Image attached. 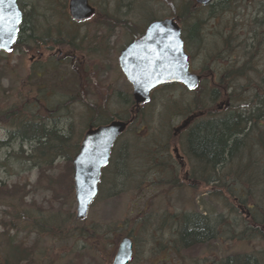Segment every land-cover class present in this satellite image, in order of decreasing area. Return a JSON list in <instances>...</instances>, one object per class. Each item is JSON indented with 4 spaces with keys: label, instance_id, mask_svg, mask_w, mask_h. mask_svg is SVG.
Here are the masks:
<instances>
[{
    "label": "rangeland",
    "instance_id": "1",
    "mask_svg": "<svg viewBox=\"0 0 264 264\" xmlns=\"http://www.w3.org/2000/svg\"><path fill=\"white\" fill-rule=\"evenodd\" d=\"M236 1L219 5L216 13L220 22L216 23L207 17V10L196 9L195 0H92L111 19L105 21V28L115 30L112 32L115 35L110 38L113 42L110 48L106 42V48L103 44L96 52L93 51L101 43L97 36L92 37L98 41L92 42L93 49L90 57L87 56L89 62L80 73L66 68L61 70L66 71L62 74L55 77L47 74L41 80L36 77L31 63V56L36 54L34 50L25 53L17 48L7 52L0 50V261L14 260L16 247L22 246L33 252L34 260L23 261V264H75L78 254L83 259L81 264H112L122 237L132 233L136 251L130 264H180L179 254L174 250L165 251L164 246L171 244L169 240L176 241L181 212H186L188 218L196 213V191L199 193L201 189L181 191L155 179L163 181L171 172V164L165 168L160 165V160H166L160 154L170 151L173 144H179V139L172 137V130L180 124L179 112L184 110L179 104L194 99L191 91L180 85H168L153 92L151 100L142 106L141 114L115 147L104 170L99 194L84 219L76 218L72 163L76 152L72 153V158L69 157L71 151L66 155H43L34 148L36 142L23 140L18 130L23 122L30 121L47 128L56 127L69 135L70 146L75 147L81 144L93 118L104 122L106 110L115 117L131 115L125 112L131 110L133 102L126 104L123 97L132 98L133 88L118 66L119 50L141 33L150 20L175 15L171 2L177 6L190 4L193 15L181 19L186 27L197 19V13L207 18L213 30L204 31L203 44L207 51L221 45L229 22L235 28L232 42L240 46V50L247 47L241 42L243 38L251 43L252 30L262 40L264 0ZM120 19L127 22L121 27L114 26ZM99 24L98 17L79 26L62 25L61 19L54 20L55 26L65 30L86 27L95 30L100 28ZM261 51L264 53V48ZM197 55L193 70L198 72L205 60ZM99 85L108 90L106 103L104 96L97 95ZM102 102L106 106L105 113L93 116L91 105ZM122 148L129 154L121 159ZM152 148L159 162L152 160ZM6 185L11 192L16 189L13 185L20 187V198L5 191ZM13 198L16 203H10ZM224 208L225 201H220L219 220H223ZM11 223L16 226H6ZM154 224H157L156 229ZM242 227L241 221L237 230ZM158 230L164 232L160 238L155 236ZM225 233L223 231L215 242L213 254L216 255H212L208 247L187 249L183 253L188 258L187 264L194 259L217 256L220 261L229 254L264 251V241L257 233L245 238ZM10 236H13L11 242ZM158 239L163 242H156Z\"/></svg>",
    "mask_w": 264,
    "mask_h": 264
},
{
    "label": "flooded vegetation",
    "instance_id": "2",
    "mask_svg": "<svg viewBox=\"0 0 264 264\" xmlns=\"http://www.w3.org/2000/svg\"><path fill=\"white\" fill-rule=\"evenodd\" d=\"M220 1L214 0L208 4L195 2V5L197 10H207L209 12L207 17L210 16L213 21L219 23L220 19L216 10L219 8ZM70 2L71 0H17L22 11V22L17 41L27 43H23L25 46L20 44L21 47L14 45L12 50L17 48L22 53L34 50L36 54L31 56V63L34 66L36 77L41 80L47 74L52 77H55L58 73L62 74L66 71L61 70H66V68L73 69L77 73L83 72L93 49L92 42L96 43L98 41L92 37L97 36L101 43L98 49L93 52L100 51L103 44L106 48V42L109 48L113 43L110 38L115 35V33H112L115 30H106L105 28V21L111 19H108V15L104 11L99 10L96 3L88 0L89 5L94 7L95 12L90 17L78 19L71 13ZM95 17H98V21H100V28L95 30L89 27L80 30H65L54 25L55 19H61L62 25H87ZM174 17L182 28V38L185 51L189 56L190 71L198 74L201 78L194 88H189L182 82L159 86L180 85L185 87L193 94L195 99L192 103H195V107L184 111L179 117L180 124L173 127L172 137L178 138L179 144H173L170 151L160 154L161 157H166V160H160L159 162V159H155L164 168L171 164V172L167 178H164L163 181L156 178L155 181L165 182L173 189L177 187L181 191L194 187L201 189L199 193L196 191V213L190 217H204L210 225L212 234L199 239L195 246L191 248H188L186 243L179 239V252L177 254H179L180 264H187L188 258L183 254L186 253L187 249L208 247L212 255H216L213 254V251L215 242L219 239L220 231H226L229 236L237 235L239 238H245L250 235V232L257 233L264 241V53L262 51L260 53V49L264 48V38L259 40L256 32L252 30L253 34H250L251 43L249 39L245 41V38H243L241 42L247 47L240 50V46L232 42L231 37L235 33V28L229 22V25L224 28L228 33L222 39L221 45L207 51L203 44L204 31H206V28L212 30L207 24V18L201 17L199 13L195 14L197 26L192 28L193 23L190 27H186L180 17ZM162 18H154L150 20L148 25L152 21ZM148 25L119 50L118 66L124 75L125 73L119 61L122 50L145 33ZM114 26L121 27L122 25H119L116 21ZM196 54H198V58L205 60L200 65L198 72L193 70ZM208 70H210L209 73ZM209 76L211 79H208ZM159 87L152 90L151 96ZM217 90L218 93H216ZM47 95H49L48 92ZM131 95L133 107L131 108V117L127 119L129 121L127 129L136 121L141 108V105L138 106L135 101L133 91ZM185 103L189 104L191 102ZM236 111L239 113L238 122L241 123L240 128H242V134L239 133V136L245 137L239 143L243 148L247 146L248 152L240 153L237 151L238 155L225 157L216 164H207L199 157L193 158L187 155L188 136L193 128L204 123L222 120ZM176 148H178V152L175 151ZM250 149L253 150V153L250 152ZM112 153L109 163L112 159ZM178 154L180 157H178ZM108 165L103 167L102 176ZM255 180H260V183L255 184ZM259 186H262V188H256ZM251 192L258 199V206L250 199ZM220 201H225L226 204L224 212L221 213L223 217L221 222L218 212ZM181 217L180 231L185 228L187 220L190 218H188L186 212H181ZM241 221L243 227L238 231ZM156 227L157 224H154V229ZM250 227L258 228L260 233L254 230L251 231ZM130 234L125 236L132 238L133 260L136 250L134 239ZM163 234V231L158 230L155 236L160 238ZM169 242L171 244L168 247L164 246V250L168 252L174 250V243L171 240ZM251 253L259 257L264 264V251L258 250ZM205 259H194L191 264H218L219 262L217 256ZM207 260H209L208 263Z\"/></svg>",
    "mask_w": 264,
    "mask_h": 264
},
{
    "label": "water",
    "instance_id": "3",
    "mask_svg": "<svg viewBox=\"0 0 264 264\" xmlns=\"http://www.w3.org/2000/svg\"><path fill=\"white\" fill-rule=\"evenodd\" d=\"M195 1L208 4L214 0ZM70 10L78 19L90 17L95 12L88 0H71ZM0 15L5 17L0 22V44L4 45L0 46V50L10 51L17 41L22 22V11L17 0H0ZM119 61L127 79L132 83L138 106L147 102L152 90L160 85L182 82L194 88L201 78L190 71L182 28L175 17L152 21L145 33L122 50ZM128 124L127 120L115 119L90 126L85 132L80 149L73 159L78 219L87 217L90 205L99 191L102 169L108 164L112 148ZM175 151L178 152V148ZM132 256V238L125 236L120 241L112 264H127Z\"/></svg>",
    "mask_w": 264,
    "mask_h": 264
},
{
    "label": "trees",
    "instance_id": "4",
    "mask_svg": "<svg viewBox=\"0 0 264 264\" xmlns=\"http://www.w3.org/2000/svg\"><path fill=\"white\" fill-rule=\"evenodd\" d=\"M221 1L222 2H219L221 5H223V2H228V4L237 2L236 0H221ZM171 4L173 5V14H175L173 16L177 15L178 17L182 19V18H187L188 16L193 15V10L191 9L190 4L188 2L183 3L181 6H177L173 4L172 2ZM27 22L29 23L28 20ZM118 22H119V25L120 24L123 25L127 21L125 19H120L118 20ZM196 26H197V23L196 21H194L192 24V28H196ZM23 43H27V42H20V40H18L15 46L21 47L22 45L20 44H23ZM165 86H168V85H165ZM216 93H218V90ZM97 95L104 96L103 98L104 103H106L109 100V94L107 93V89L105 87H102L101 85L98 86ZM123 99L126 104L130 103V101L132 102V98L128 96H124ZM194 99L192 101H194ZM192 101L189 104H186V103L183 105L179 104V107H182L184 109L182 112H179V116L186 110L194 109L195 103L194 102L192 103ZM104 103L102 102L100 104L91 105L92 111L94 114L93 116L99 115L101 113H105L104 108L106 106L103 105ZM143 105L144 104L141 105V108ZM141 108H140V112H141ZM10 112L12 113L11 110ZM140 112L138 113V116L141 114ZM13 113L16 115L15 110L13 111ZM125 113L131 114V110ZM10 116H11L10 114L6 115L7 118H10ZM130 117L131 115H121L119 117H115L114 114L109 113V110H106V117L103 120L104 122H97L98 120L96 117L91 120V122L89 123L90 124L89 126H97L99 124H105L115 119L127 120ZM240 127H241V123L238 122L236 118L226 117L222 120L204 123L201 126L193 128L190 131L189 136H188V141H187L188 154L187 155L193 158L199 157L200 159L203 160V162L207 164H211V163L216 164L217 162H221L225 157L238 155L235 152V148L237 144L241 140H243L239 138L241 137L239 136V133L242 134V128ZM129 129H127V131H129ZM18 131H20L19 134L23 140H30L32 142L35 141L36 145L34 146V148L36 149V151H41L43 155H47L48 153H57L59 155H62L64 153L66 155L67 153H69V151H71V154L69 155V157L72 158V153L76 152L77 154L80 149V144H76L75 147L73 145L70 146V138L68 137L69 135L64 134L63 132L59 130V128H56V127L47 128L44 124H39V123L30 121V122H23L19 126ZM127 131H125V133ZM120 138L118 139V141L116 142L113 148V153H114L115 147L118 146L120 143ZM117 150H119V148H117ZM120 152H121L120 154L121 159H122V156L124 157L125 155L129 154L126 148L120 149ZM155 153H156L155 148H152L150 155L153 157L152 158L153 161H156L155 160L156 158L154 157ZM75 155L73 157H75ZM4 185L5 184H3V186ZM12 187L16 188L14 192H11L12 190H10L8 186H7V190L5 191L9 190L8 193L12 197L18 196L20 198L19 193H20L21 188L18 186L16 187V185H13ZM256 188H259V187H256ZM250 199L253 200L252 202H255L256 206L259 205L258 199L255 198L252 192L250 193ZM14 200L15 198H13V200H11L10 203H16ZM15 207L16 206L14 205L13 208L15 209ZM13 216L15 218H19L18 215H13ZM221 221L222 220H220V222ZM6 226H9V228H13L16 225L11 223L10 225H6ZM250 230L251 231L254 230L260 233V230L258 228L250 227ZM250 233L253 234L252 232ZM210 234H212V230L210 228L209 223L206 221L204 217H198V216L190 217L187 220L185 228H183L181 231L179 230V228L177 230V239L173 244L174 251L176 253L179 252V249H178L179 239L182 240L184 243H186V246L188 248H191L195 246V243L198 242L199 239L209 236ZM222 234L223 232L220 231L219 235H222ZM225 234H227V232ZM12 239H13V236H10V238L8 239L9 242H11ZM13 256L15 257L14 260L7 258L6 261L4 262L0 261V264H23L24 263L23 261H28V262L34 261L32 257L33 252H28L22 246L16 247V252L13 253ZM81 259H82L81 254H78L77 261H75L76 262L75 264H78V262L83 260ZM218 264H263V263L259 257H256L252 253H248V254L226 255L223 258H221Z\"/></svg>",
    "mask_w": 264,
    "mask_h": 264
},
{
    "label": "bare ground",
    "instance_id": "5",
    "mask_svg": "<svg viewBox=\"0 0 264 264\" xmlns=\"http://www.w3.org/2000/svg\"><path fill=\"white\" fill-rule=\"evenodd\" d=\"M238 112L236 111V112H234L231 116H229V117H234V118H236L237 119V121H238ZM239 138H241V139H243V138H245V137H239ZM240 152V153H243V152H248V147L247 146H244V148L241 146V144L240 143H238L237 144V146H236V148H235V152ZM253 150L252 149H250V152H252ZM253 153V152H252ZM229 157H231V156H229ZM255 184H258V183H260V180H255V182H254ZM225 235H228V234H225ZM229 236V235H228Z\"/></svg>",
    "mask_w": 264,
    "mask_h": 264
},
{
    "label": "snow or ice",
    "instance_id": "6",
    "mask_svg": "<svg viewBox=\"0 0 264 264\" xmlns=\"http://www.w3.org/2000/svg\"><path fill=\"white\" fill-rule=\"evenodd\" d=\"M4 19H5V17H3L2 15H0V22H3ZM0 46H4V45L0 44Z\"/></svg>",
    "mask_w": 264,
    "mask_h": 264
}]
</instances>
